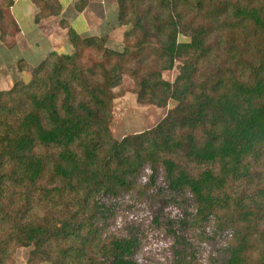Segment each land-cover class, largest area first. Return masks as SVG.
Returning <instances> with one entry per match:
<instances>
[{
    "label": "trees",
    "instance_id": "trees-1",
    "mask_svg": "<svg viewBox=\"0 0 264 264\" xmlns=\"http://www.w3.org/2000/svg\"><path fill=\"white\" fill-rule=\"evenodd\" d=\"M32 1L43 31L46 18L64 20L62 0ZM14 2L0 0L10 48L22 34ZM117 19L126 39H155L156 56L106 48L119 60L93 83L81 61L108 38L71 33L72 52L20 59L28 78L0 89V264H16L18 247L28 264H153L141 223L108 232L124 191L150 201L153 228L172 241L168 264H200L208 245L207 264H264V0H118ZM129 80L139 104H176L118 138L114 104Z\"/></svg>",
    "mask_w": 264,
    "mask_h": 264
},
{
    "label": "rangeland",
    "instance_id": "rangeland-1",
    "mask_svg": "<svg viewBox=\"0 0 264 264\" xmlns=\"http://www.w3.org/2000/svg\"><path fill=\"white\" fill-rule=\"evenodd\" d=\"M71 0H63L64 9L60 13V17L63 21L59 20L56 24L61 31L64 29L70 30L72 34H76L75 25L80 21L85 22L83 15L77 16L75 11L71 8ZM32 0H24V4L21 5L22 12L29 16L33 14L36 5H33ZM18 6V3H17ZM32 16V15H31ZM110 15L109 18H111ZM59 17H53V21H57ZM86 23V22H85ZM53 24H51L52 26ZM98 26L99 24H93ZM49 26L46 28L44 33L34 31L28 33L25 37L21 34L18 37V43L13 48H10L4 43L0 38V89H8L11 87L12 82L17 78L25 76L24 72L19 70L20 59L25 60L27 57L35 56L39 58L43 53L47 52L49 49L53 50V44L60 46L61 35L56 32L58 29ZM67 29V30H68ZM58 30V31H59ZM105 32V25H100L99 30L96 34H92L91 38H103L111 37L110 32L107 36L99 34ZM71 33H67V37L70 38ZM64 35V39L66 38ZM103 35V36H102ZM122 32H116L112 35L111 42H95L94 45L86 47V52L82 58V65L84 67L85 75L87 79L93 80V83H102L104 81L105 71H109L114 65L117 64L118 58L116 56L109 55L105 53L106 48H112L115 50H122L124 47L130 49V56L132 58H138L140 56H149L154 58L156 56V49L158 48V43L153 38H147L144 34H137L129 39L124 38ZM47 36V37H46ZM49 36V37H48ZM185 38L184 36H181ZM60 40H59V39ZM38 41L37 45H31L29 42ZM30 46V49L29 47ZM33 51L34 53H32ZM19 61V63H18ZM96 72L93 75V72ZM179 74V69L176 67L172 70L163 73V77L166 80L174 81ZM26 79L28 76H25ZM128 79V78H127ZM128 86V90L123 95L119 96L115 100L114 104V115L112 120V131L118 138H123L127 135L133 134L136 131L146 129L145 127H153L155 123L165 117L169 108L174 107L175 101H171L168 106L160 107L155 105H141L137 101V97L134 93L130 92L132 87V82H124ZM160 177L158 179L157 186H166L163 179V170L160 168ZM152 174V169L148 166L145 172L139 177V181L148 184L150 182V177ZM157 190V188H156ZM121 208L119 214L117 215L114 222H112L108 232L114 233L116 235H123L125 233V227L133 222L141 223L144 230L145 241L144 248L142 250L143 254L149 257L150 262L153 264H168V258L171 255L170 248L172 246V241L164 238L163 233L159 229H154L152 222L154 218L153 208L151 206L148 198H140L138 193L131 191H124L122 194ZM170 207L167 208V210ZM178 208L174 206L170 214H179ZM222 240H218V244H223ZM214 252V246L208 245L207 249L203 251L200 255V264H207L210 260L211 254ZM16 264H28V250L25 247H18L16 252Z\"/></svg>",
    "mask_w": 264,
    "mask_h": 264
},
{
    "label": "crops",
    "instance_id": "crops-1",
    "mask_svg": "<svg viewBox=\"0 0 264 264\" xmlns=\"http://www.w3.org/2000/svg\"><path fill=\"white\" fill-rule=\"evenodd\" d=\"M14 5H13V13L16 17V19L18 20V22L20 23L21 27H22V34L26 37L28 33L34 32V31H38L41 33H44V31L39 27V25L35 22V17L36 15L40 12V9L38 7H35L33 14H30L29 16H27L26 14H24L22 11V7H20L21 5L24 4V0H14ZM71 8L75 11V13L77 14L78 17H80L81 15H83L85 22L80 21L79 23H77V25H75L76 28V35H78L81 38H91L89 37L92 34H96L99 30L100 25H105V32L99 33V34H103L104 36H107V33H111L110 34V38L109 36L107 38L109 42H111V38L112 35L116 32H122L123 33V37L125 38L124 35V30L123 28L119 25L118 23V19H117V15H118V0H91V2L89 3L88 7L84 10V11H79L76 9L75 6V2L76 0H71ZM18 3V6H17ZM63 3V0H62ZM35 5V4H33ZM62 11L64 9V6L62 4ZM61 11V13H62ZM32 15V16H31ZM110 15H112L111 18ZM53 17L51 18H46L44 20V22L47 24H53V28L56 27V29L59 30L58 26L56 24L59 23V19L57 21H53L52 20ZM93 24H99L98 26H94ZM68 29V27H67ZM64 29L61 31V29L58 31H56L58 33V35H61L62 39L60 40V46L56 45L55 43L53 44V51H58V52H72L73 50V46L69 40V38L67 37V33H71L70 30L68 29ZM45 34V33H44ZM64 35H66V38L64 39ZM102 35V36H103ZM47 37V36H46ZM49 37V36H48ZM30 46L31 45H37L38 41H32L29 42ZM30 46L29 49H30ZM48 51H51V49H49ZM32 53H34L33 51H31ZM26 61L30 62V63H34L36 61L37 58H35V56L29 57V59L27 57H25Z\"/></svg>",
    "mask_w": 264,
    "mask_h": 264
}]
</instances>
